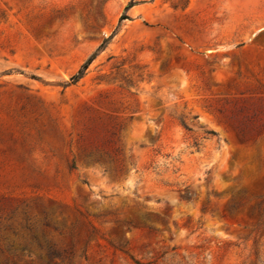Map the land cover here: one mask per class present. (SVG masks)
Returning <instances> with one entry per match:
<instances>
[{"label":"rangeland","instance_id":"1","mask_svg":"<svg viewBox=\"0 0 264 264\" xmlns=\"http://www.w3.org/2000/svg\"><path fill=\"white\" fill-rule=\"evenodd\" d=\"M132 1L0 0V264H264V0Z\"/></svg>","mask_w":264,"mask_h":264},{"label":"trees","instance_id":"2","mask_svg":"<svg viewBox=\"0 0 264 264\" xmlns=\"http://www.w3.org/2000/svg\"><path fill=\"white\" fill-rule=\"evenodd\" d=\"M135 5H136V2L133 0L132 2H130L126 6L125 11L130 10ZM123 20H125V17H122L119 22L121 23ZM111 37L106 39L104 41V43L100 47L97 48V50L80 66L79 70L74 75H72L70 77L69 81L67 83L63 84V87H68L70 85H76L77 83H79L84 78L89 66L92 64V62L95 60V58L99 55V53L105 49V47L108 44V42L110 41ZM182 125L186 130L189 131L186 124L183 123ZM208 134L214 135L213 133H208Z\"/></svg>","mask_w":264,"mask_h":264}]
</instances>
